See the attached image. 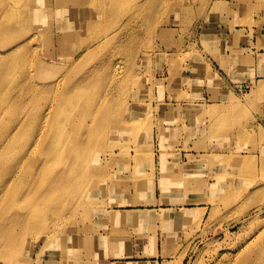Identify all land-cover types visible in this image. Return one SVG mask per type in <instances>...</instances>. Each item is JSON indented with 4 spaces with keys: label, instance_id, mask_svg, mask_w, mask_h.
Returning a JSON list of instances; mask_svg holds the SVG:
<instances>
[{
    "label": "rangeland",
    "instance_id": "1",
    "mask_svg": "<svg viewBox=\"0 0 264 264\" xmlns=\"http://www.w3.org/2000/svg\"><path fill=\"white\" fill-rule=\"evenodd\" d=\"M27 1L0 0V264H264V0Z\"/></svg>",
    "mask_w": 264,
    "mask_h": 264
},
{
    "label": "bare ground",
    "instance_id": "2",
    "mask_svg": "<svg viewBox=\"0 0 264 264\" xmlns=\"http://www.w3.org/2000/svg\"><path fill=\"white\" fill-rule=\"evenodd\" d=\"M31 0H28L27 1V6L24 8V10H23V14H22V16L21 17H23L24 19H25V21H27V20H29V19H37V18H40V16H41V14L40 13H38L37 12V9L35 10V8L32 6L33 4H35L34 2H35V0H32V2H30ZM83 1H86V2H90V3H96V2H100V3H102V2H104V0H58L57 1V5H58V7H63V10H66V12L67 13H69V14H72L73 13V11L75 10L74 8H73V6L77 3V4H80V3H82ZM110 1H113V0H110ZM109 1V2H110ZM95 12H96V10H95ZM67 13H63V14H67ZM58 14L59 15H62V14H60V12H58ZM65 25V23H63V26ZM68 32H70V33H72L73 31H74V29H69L68 28V30H67ZM0 59H1V57H0ZM44 72V71H43ZM259 90V89H258ZM111 110H110V113H111V111H112V109H113V107H111L110 108ZM55 111H52V108H51V110H50V112H49V114H51L52 115V113H54ZM56 118L54 119V122L53 123H51V124H49V126H50V129H53L55 126H56ZM60 144H61V141L60 140H56L55 142H53V145L54 146H60ZM6 146L7 145H5L4 147H2L1 149H0V154H6L7 152H5V150H6ZM81 154V153H80ZM80 154H78V155H80ZM89 155H90V153L89 152H85L84 154H83V157L81 158V159H79V160H77V159H74L75 160V164H76V166L74 167V168H77V167H80L82 164H84V162H85V158H88L89 157ZM74 157H77V155L76 154H74ZM151 161V160H150ZM152 162V161H151ZM71 175H73L74 174V176H75V178H81L79 175H76V172H71L70 173ZM59 189V188H58ZM43 211V210H42ZM42 225V224H41ZM40 225V223L38 224V225H36V227H33V229L34 230H36V231H41L42 229V227H40L41 226Z\"/></svg>",
    "mask_w": 264,
    "mask_h": 264
},
{
    "label": "crops",
    "instance_id": "3",
    "mask_svg": "<svg viewBox=\"0 0 264 264\" xmlns=\"http://www.w3.org/2000/svg\"><path fill=\"white\" fill-rule=\"evenodd\" d=\"M201 210L203 209V207L201 206H197V207H191V208H187L186 209V212L185 214H190L192 212H189L187 210H194V211H197V210ZM109 212V211H108ZM111 213V212H109ZM124 218L123 220L121 221H127V219H130L131 221H137V220H140V215H135V214H120V215H114L112 218H115L116 220H118V218ZM188 217V216H187ZM120 221V220H119ZM74 254H68L67 258H69L70 262L72 263V260H75V257H73ZM109 264H164V261L163 259H160V258H155V259H146V260H135V259H115V260H112Z\"/></svg>",
    "mask_w": 264,
    "mask_h": 264
}]
</instances>
